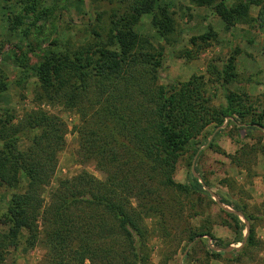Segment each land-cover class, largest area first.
Returning <instances> with one entry per match:
<instances>
[{
  "label": "trees",
  "instance_id": "16d2710c",
  "mask_svg": "<svg viewBox=\"0 0 264 264\" xmlns=\"http://www.w3.org/2000/svg\"><path fill=\"white\" fill-rule=\"evenodd\" d=\"M103 1L111 6L107 23L99 26L101 14H95L94 24L84 28L87 38L82 43L53 39L33 65L28 64L27 55L34 54L30 48L13 46L19 53L15 57L19 74L34 78V106L19 117L0 110V189H17L0 213L5 223L0 264H7L8 250L19 246H40L44 250L40 264H151V239L174 248L191 243L190 251L204 237L211 244L203 245L210 260L228 255L234 264L242 259L264 264V246L254 237L244 205L214 193L231 208L232 212L220 210L226 217L221 223L234 230L233 243L240 244L225 251L228 245L216 244L207 222L197 226L191 221L206 207L204 199L211 201L202 175L195 171L197 177L182 184L173 179L177 162L206 127H218L227 119L225 125L230 124L238 138L249 137L252 130L264 132V109L256 112L244 94L224 90V107L214 106L206 94L208 84L224 87L233 81L234 58L220 69L207 65L209 81L191 75L184 82L161 86V47L140 36L136 26L141 16L150 15L155 34L168 43L175 29L173 13L157 0ZM190 2L212 11L226 28L252 21L264 29L262 0L229 7L224 0ZM42 3L20 0L9 18L10 30L26 40L30 28L40 29L38 22L51 18L53 10L48 7L45 13ZM249 5L258 7L254 19L248 16ZM208 40V34L191 36V48L183 49L181 57L195 59ZM6 87L0 70V95ZM41 105L76 117L70 128L76 136L75 160L79 165L93 163L102 176L97 179L81 171L59 179L46 203L43 192L54 175L67 126ZM256 154L264 156L259 142L241 144L227 158L244 167Z\"/></svg>",
  "mask_w": 264,
  "mask_h": 264
},
{
  "label": "rangeland",
  "instance_id": "374dc122",
  "mask_svg": "<svg viewBox=\"0 0 264 264\" xmlns=\"http://www.w3.org/2000/svg\"><path fill=\"white\" fill-rule=\"evenodd\" d=\"M47 8H53L51 18L41 19L37 26L30 28L31 34L24 40L19 33L10 30L9 18L14 15L20 5V0H0V70L6 78V91L0 95V110H9L19 117L25 110L33 108L31 90L34 78L23 77L19 74L15 64V57L19 55L13 49L14 44L23 48H30L28 64L33 65L37 56L47 44L55 39L58 42L71 41L82 43L86 40L85 26L94 24L95 14H101L99 26L107 23L110 5L103 0H39ZM248 0H224V4L234 6ZM264 2V0H262ZM54 3V5H53ZM161 6L168 7L173 13L175 29L168 38V43L159 39L150 25V15L140 17L136 32L150 41L154 47H161L162 54L158 70V84L168 87L174 83L184 82L191 75H202L209 81L207 65L212 64L220 69L229 57L234 58L235 78L227 86L208 84L206 94L216 107H224V90L247 96L256 112L264 109V29L256 22L238 23L226 28L212 11L205 7H196L190 0H157ZM258 7L248 6V16L256 17ZM57 20L53 21L52 18ZM208 34L209 40L205 49L195 59L186 60L181 57L183 49L191 48L188 39L191 36ZM48 113L58 115L67 126L63 149L57 157L54 175L49 185L44 189L43 199L47 202L49 193L56 186L59 179L70 178L81 171L100 179L102 176L93 163L79 165L75 160L76 136L70 128L76 123L73 114L64 113L58 107L41 105ZM227 119L218 127H206L194 140V146L188 149L177 162L173 179L177 183L189 182V178L197 177L195 171L202 175L208 188L203 187L210 196V202L204 199L206 207L200 210L196 218H192L194 225L207 222L216 244L228 245L225 249L238 247L235 245L234 230L222 225L226 218L220 210L232 212L231 208L221 204L215 196L219 192L225 199L238 202L245 206L246 215L250 216V223L254 227V237L264 246V156L251 155L238 167L230 162L227 156L233 155L241 144H255L264 146V132L252 130L247 138L235 136L230 124L225 125ZM194 148H198L193 152ZM245 161V160H244ZM16 188L0 189V213L6 206V201ZM211 193V194H210ZM216 197V196H215ZM218 201V203H217ZM238 219L248 226L241 214L234 212ZM5 230V223L0 219V231ZM245 234V230L242 235ZM210 244L209 239L203 238L189 251L188 244L177 247H165L156 238L149 241L151 249V264H234L229 262L228 255H222L218 260H210L204 252V244ZM214 244V243H213ZM174 249V250H173ZM219 250V249H217ZM44 250L40 246L32 248L18 247L8 250L7 264H40ZM186 254L188 257L184 260ZM85 264H88L85 262ZM239 264H248L244 259Z\"/></svg>",
  "mask_w": 264,
  "mask_h": 264
},
{
  "label": "water",
  "instance_id": "95a60500",
  "mask_svg": "<svg viewBox=\"0 0 264 264\" xmlns=\"http://www.w3.org/2000/svg\"><path fill=\"white\" fill-rule=\"evenodd\" d=\"M211 196L216 199V197L213 194H211ZM217 203H218V201H217ZM246 233H247V228L245 229V234L243 235V238L245 237Z\"/></svg>",
  "mask_w": 264,
  "mask_h": 264
}]
</instances>
